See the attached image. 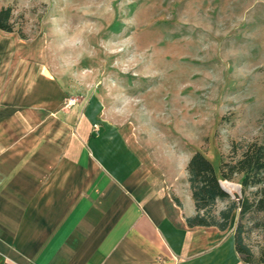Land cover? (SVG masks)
I'll return each mask as SVG.
<instances>
[{
	"label": "crops",
	"instance_id": "0c3cea01",
	"mask_svg": "<svg viewBox=\"0 0 264 264\" xmlns=\"http://www.w3.org/2000/svg\"><path fill=\"white\" fill-rule=\"evenodd\" d=\"M69 95L0 30V264H248L234 231L188 225L196 208L178 170L100 98L68 106Z\"/></svg>",
	"mask_w": 264,
	"mask_h": 264
},
{
	"label": "rangeland",
	"instance_id": "374dc122",
	"mask_svg": "<svg viewBox=\"0 0 264 264\" xmlns=\"http://www.w3.org/2000/svg\"><path fill=\"white\" fill-rule=\"evenodd\" d=\"M2 6L13 7L29 37L23 40L67 86L69 99L100 98L183 183L198 150L218 168L233 141L264 143V0H0ZM230 185L236 198L240 185ZM250 243L257 250L264 231H254Z\"/></svg>",
	"mask_w": 264,
	"mask_h": 264
},
{
	"label": "trees",
	"instance_id": "16d2710c",
	"mask_svg": "<svg viewBox=\"0 0 264 264\" xmlns=\"http://www.w3.org/2000/svg\"><path fill=\"white\" fill-rule=\"evenodd\" d=\"M0 30L16 33L28 39L22 26L16 25L12 6L0 7ZM188 183L196 212L187 217L190 227H217L227 231L234 228L235 246L248 264H264V243L256 250L250 243L254 231H264V143L258 140L233 141L230 152L221 157L219 167L201 151H196L187 164ZM240 185L241 194L233 198L221 181ZM177 201L179 199L176 197ZM226 201L220 210L217 205Z\"/></svg>",
	"mask_w": 264,
	"mask_h": 264
},
{
	"label": "built area",
	"instance_id": "2783aa9c",
	"mask_svg": "<svg viewBox=\"0 0 264 264\" xmlns=\"http://www.w3.org/2000/svg\"><path fill=\"white\" fill-rule=\"evenodd\" d=\"M76 103H77V99L76 98H71V99L68 100L67 105L68 106H72V105H75ZM95 129L98 130V125L97 124H95Z\"/></svg>",
	"mask_w": 264,
	"mask_h": 264
},
{
	"label": "bare ground",
	"instance_id": "6f19581e",
	"mask_svg": "<svg viewBox=\"0 0 264 264\" xmlns=\"http://www.w3.org/2000/svg\"><path fill=\"white\" fill-rule=\"evenodd\" d=\"M222 185H223V187H225V189H228V191H231V188H230V183L229 182H227L226 180H224L223 182H222Z\"/></svg>",
	"mask_w": 264,
	"mask_h": 264
}]
</instances>
